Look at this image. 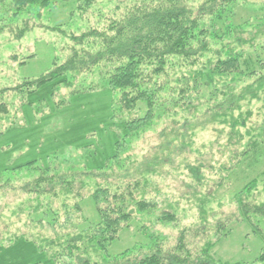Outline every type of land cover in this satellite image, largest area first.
Here are the masks:
<instances>
[{
    "label": "trees",
    "instance_id": "1",
    "mask_svg": "<svg viewBox=\"0 0 264 264\" xmlns=\"http://www.w3.org/2000/svg\"><path fill=\"white\" fill-rule=\"evenodd\" d=\"M6 1L13 6V18L35 16L32 7L38 5L39 12L33 11L39 20L46 9L67 0H0V5ZM94 1L80 0L77 6L83 10ZM242 6L239 0H205L197 7L193 0H134L119 9L122 16L112 17V23L108 20L106 31L89 27L70 32L73 56L64 64L14 90H0V191L7 196L18 182L25 198L7 218L9 229L0 233V264H247L215 259L212 253L218 242L217 237L207 238L206 212L201 213L203 224L196 226H203L201 234H207L199 256L188 254L187 233L182 232L173 253L154 250L139 256L143 247L138 246L94 261L93 253L107 251L129 232L133 218L151 212L155 203L146 197L137 200L133 193L119 194L117 180L103 179L86 198L97 215L78 222L81 203L59 197L71 195L73 182L80 178L56 171V165L74 150L83 154L84 179L104 177L141 133L164 114L167 105L189 110L206 95L223 97L221 89L228 90L230 82L258 77L264 71V44L255 46L244 30L245 22L236 23L237 9ZM253 19L256 16L251 15L246 23L252 24ZM63 26L56 30L64 33ZM30 29L22 30L18 37L23 38ZM107 67L105 90L80 89L68 100L55 102L61 88H73L85 73ZM259 80L262 87L264 77ZM8 92L23 96L18 106L22 122L9 120L11 109L15 115L18 110L15 112V103L5 102ZM132 113L134 118L125 116ZM263 129L264 124L256 131ZM254 143L264 146V141ZM141 185L135 189L136 196L144 189ZM258 186L256 179L234 197L238 217L230 223L253 227L262 240L256 262L264 264V200H256ZM160 220L176 221L167 212ZM230 223L216 224L222 237L230 234ZM29 227L40 231L30 234ZM87 244L92 254L84 258L82 248Z\"/></svg>",
    "mask_w": 264,
    "mask_h": 264
},
{
    "label": "rangeland",
    "instance_id": "2",
    "mask_svg": "<svg viewBox=\"0 0 264 264\" xmlns=\"http://www.w3.org/2000/svg\"><path fill=\"white\" fill-rule=\"evenodd\" d=\"M79 1H59L58 7L42 12L39 20L35 18L37 13L33 11L39 12L38 5L32 7L35 16L21 14L15 18L11 3L6 1L0 5V90H14L64 64L73 56V42L69 40L73 30L95 27L106 31L107 26L112 23L111 19L122 16L119 9L133 4L134 0H95L91 6L85 4L83 10L77 6ZM239 2L243 6L237 9L236 23L245 22L244 30L254 40L255 46L264 44V0ZM193 3L197 7L205 3V0H193ZM251 15L256 16V19L248 24L246 22ZM26 25L31 29L23 38L18 37L22 30H27ZM61 25L64 26L59 29L64 33L56 30ZM209 58L212 63L215 62L214 56ZM108 70L110 71V67L96 68L91 73H85L75 80L73 88H61L56 94L55 102L68 100L73 92L80 89L85 92L105 90ZM260 73L258 77L237 83L229 81L230 88L221 89L223 97L211 98L206 95L199 100L200 103L189 107V110L167 105L164 114L158 116L153 125L141 133L129 151L122 155L120 161L104 177H82V152L73 150L71 154H67L66 161L56 165L58 174L80 178L73 182L71 195L59 197L81 203L78 222L93 219L97 215L93 204L86 198L91 196L97 185L103 184V179L117 180L121 186L119 194L133 193L137 200L146 197L153 199L155 203L151 212L136 215L129 232L123 233L120 240L109 245L107 251L92 254L89 253L88 244L84 246V258L92 254V260L102 261L104 254L117 256L138 246L143 247L142 251H138L140 255L135 254L139 256L150 254L154 250L161 254L173 253L179 247L181 233L186 232V249L193 257L201 254L198 249L204 246L208 234L207 238L217 237L218 243L212 253L216 260L257 264L262 249L261 238L254 234L251 225L230 221H235L234 218L238 217L234 197L245 191L256 179L259 181L256 200H264V176L261 177L264 172V146L253 144L254 140L259 143L264 141V129L256 131L264 124V85L260 87L262 83L258 81L264 77V71ZM121 97L120 94L116 96L118 100ZM4 99L6 103H15V112L16 108L18 110L15 115L14 108L11 109L12 117L9 120L22 122L18 106L23 102V96L8 92ZM118 100L116 103H120ZM225 100L228 103H223ZM45 111L47 113L48 110ZM125 116L134 118L135 114ZM147 163L150 164L146 165ZM142 180H146L148 184H144ZM136 181L138 182L133 185ZM138 184H142L144 189H139L136 196ZM19 185L17 182L13 185L17 188L8 189L7 196L0 191V233L9 229L6 227L7 218L13 209L18 210L25 199ZM76 192H79V197H76ZM29 200L28 196L25 201ZM166 212L174 216L176 221L162 222L160 219ZM204 212L207 213L204 219L210 224L207 234H201L203 226L196 227L203 224L201 213ZM258 220L262 222L261 219ZM217 223L232 225L227 237H222L218 232L215 227ZM80 228L83 229L82 226ZM198 229L201 231L196 232ZM39 231L29 227L27 232L35 234ZM190 231L193 232L189 233Z\"/></svg>",
    "mask_w": 264,
    "mask_h": 264
}]
</instances>
